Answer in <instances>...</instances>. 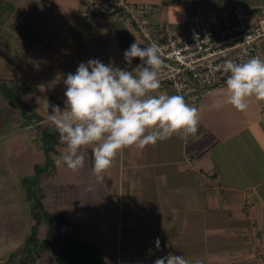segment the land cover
I'll return each instance as SVG.
<instances>
[{
	"label": "crops",
	"instance_id": "0c3cea01",
	"mask_svg": "<svg viewBox=\"0 0 264 264\" xmlns=\"http://www.w3.org/2000/svg\"><path fill=\"white\" fill-rule=\"evenodd\" d=\"M240 4L233 7L264 1ZM196 7L194 19L226 5ZM157 15L162 19L160 8ZM136 38L141 43L123 22L91 16L80 0H0V86L25 88L22 104L37 105L18 117L22 138L0 147V264H63L82 249L45 239L41 211L28 190L34 166L46 162L40 141L50 127L41 113L51 112L50 102L65 107L64 80L81 62L99 59L128 70L123 54ZM261 47L264 55V39ZM247 103L238 111L227 103L226 85L214 88L201 101L195 135L176 133L143 150L119 152L120 202L125 176L131 184L119 226L126 249L110 259L92 255L95 264H154L169 254L189 264H264V101ZM56 143L51 136L48 148L58 153ZM47 229L56 231L53 224Z\"/></svg>",
	"mask_w": 264,
	"mask_h": 264
},
{
	"label": "clouds",
	"instance_id": "9594fccd",
	"mask_svg": "<svg viewBox=\"0 0 264 264\" xmlns=\"http://www.w3.org/2000/svg\"><path fill=\"white\" fill-rule=\"evenodd\" d=\"M140 45L136 38L123 54L129 66L134 58L140 59L132 71L90 59L81 62L74 74H67L65 107L52 106L47 117L58 133V142L66 146L55 160L58 168L63 164L79 172L85 166L82 150L96 145L91 149L92 172L102 181L120 151L132 147L143 150L176 133H183L182 138L197 133L195 107L182 95L155 94L161 86L163 64L158 45ZM222 70L228 74L227 103L236 110L245 111L250 98L264 101V59L256 56L240 63L226 60ZM155 244L160 247L158 238ZM154 264L189 262L184 256L169 254L158 257Z\"/></svg>",
	"mask_w": 264,
	"mask_h": 264
},
{
	"label": "rangeland",
	"instance_id": "374dc122",
	"mask_svg": "<svg viewBox=\"0 0 264 264\" xmlns=\"http://www.w3.org/2000/svg\"><path fill=\"white\" fill-rule=\"evenodd\" d=\"M242 1L243 5H247L264 0H163V4L154 5L160 8L162 17L160 22L166 21L171 25H178L194 19L195 16L192 13L197 10L196 6L199 3L215 6L222 3L226 5L223 7L224 10L234 5H242L240 4ZM211 15L213 14H202L196 17L205 18ZM134 64L132 63L130 67ZM24 89L0 86V92L3 93V96L6 95L4 96L5 99L0 98L1 149L5 148V144L13 142L14 138L21 139L24 135L22 132L24 123L18 119L20 116H25L27 111L23 107L20 96ZM56 105L64 109L61 104L54 102H50L47 106ZM42 112L41 114L46 117L44 123L50 127L47 128L48 130L40 141L41 148L46 154V162L34 166L35 174L29 178L28 190L36 200V207L38 206L41 211L46 232L45 239L49 241L53 237L58 241H68L69 246L71 245L68 250L86 249L96 260L101 257L110 259L117 256L123 249H126V239L124 233L120 235L119 226L123 220L124 212L127 211L131 203L128 198V189L131 184L127 182V176L123 182L124 197L121 202L118 198L119 162L117 160L119 153L113 165L107 170L110 175L105 173L102 181H97L92 172L93 156L91 149L95 145H89L87 151L82 150V154L85 156V166L79 172L74 173L63 164L58 168L55 165V160L59 159L60 154L66 151V146L58 142L55 145L58 153L49 150L48 145L51 143V136L55 137L56 142L58 134L54 125L47 119L50 111L46 109ZM35 115L29 116L31 118ZM30 121L33 122L34 120L31 119ZM125 171L128 175V168ZM41 198L43 201L39 203L38 199ZM69 220L74 223L68 222ZM48 224H53L56 229L53 234L48 229L46 230ZM55 240L53 241L55 242ZM56 249L57 251L63 250L60 247Z\"/></svg>",
	"mask_w": 264,
	"mask_h": 264
},
{
	"label": "built area",
	"instance_id": "2783aa9c",
	"mask_svg": "<svg viewBox=\"0 0 264 264\" xmlns=\"http://www.w3.org/2000/svg\"><path fill=\"white\" fill-rule=\"evenodd\" d=\"M94 17L121 21L141 39V47L155 42L163 61L160 88L182 95L199 110L204 96L226 85L222 70L226 60L244 62L264 59V4L224 9L209 17L171 25L157 19L158 8L147 2L129 0H80ZM140 59L128 71L140 64ZM155 93V94H157Z\"/></svg>",
	"mask_w": 264,
	"mask_h": 264
},
{
	"label": "trees",
	"instance_id": "16d2710c",
	"mask_svg": "<svg viewBox=\"0 0 264 264\" xmlns=\"http://www.w3.org/2000/svg\"><path fill=\"white\" fill-rule=\"evenodd\" d=\"M36 91L37 89L27 87V91ZM39 91V90H37ZM39 94L43 95L41 92H38ZM26 106V107H25ZM24 109H34L37 107L36 104H23ZM31 119H29L30 121ZM39 203H41V199H38ZM50 217L49 215H47ZM49 219V218H48ZM92 254L88 252L86 249H80L78 251H75L70 255V257L65 258L63 260V264H95V261L92 258Z\"/></svg>",
	"mask_w": 264,
	"mask_h": 264
}]
</instances>
